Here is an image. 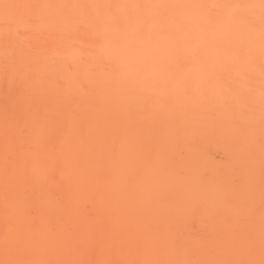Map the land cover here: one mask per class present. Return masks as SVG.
I'll return each instance as SVG.
<instances>
[{"label": "bare ground", "instance_id": "1", "mask_svg": "<svg viewBox=\"0 0 264 264\" xmlns=\"http://www.w3.org/2000/svg\"><path fill=\"white\" fill-rule=\"evenodd\" d=\"M0 264H264V0H0Z\"/></svg>", "mask_w": 264, "mask_h": 264}]
</instances>
